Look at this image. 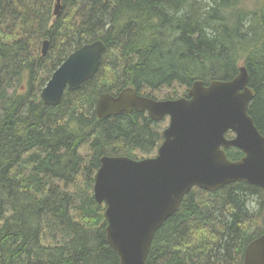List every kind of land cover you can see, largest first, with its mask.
<instances>
[{
  "label": "trees",
  "instance_id": "obj_1",
  "mask_svg": "<svg viewBox=\"0 0 264 264\" xmlns=\"http://www.w3.org/2000/svg\"><path fill=\"white\" fill-rule=\"evenodd\" d=\"M54 3L0 0V264H119L92 193L99 158L153 156L163 129L144 111L99 118V94L174 99L244 65L264 135V0H61L57 15ZM94 40L105 45L94 76L43 104L51 73ZM263 216L256 185L193 187L154 233L147 264H242Z\"/></svg>",
  "mask_w": 264,
  "mask_h": 264
},
{
  "label": "water",
  "instance_id": "obj_2",
  "mask_svg": "<svg viewBox=\"0 0 264 264\" xmlns=\"http://www.w3.org/2000/svg\"><path fill=\"white\" fill-rule=\"evenodd\" d=\"M60 7L61 0H55L53 15ZM104 47L101 40H94L70 52L42 87L43 104L57 105L65 91L77 90L92 78ZM47 48L45 39L42 54ZM248 79L247 68L240 65L231 79L208 83L196 79L186 96L174 99L140 95L131 87L117 95L99 94L95 106L99 118L135 110L146 112L153 121L169 119L155 155L99 158L92 193L104 205L106 241L119 264H147L154 233L193 187L214 191L245 181L264 190V135L248 112L255 97ZM229 147L243 155L229 159L225 152ZM242 264H264V229L245 247Z\"/></svg>",
  "mask_w": 264,
  "mask_h": 264
},
{
  "label": "rangeland",
  "instance_id": "obj_3",
  "mask_svg": "<svg viewBox=\"0 0 264 264\" xmlns=\"http://www.w3.org/2000/svg\"><path fill=\"white\" fill-rule=\"evenodd\" d=\"M164 92H166V89H163L162 91H161V94H163ZM168 121H169V119H168V117H166V118H164L163 120H161V121H159V122H161V124H160V128L161 129H163L167 124H168ZM229 134V135H228ZM228 136L229 137H231L232 136V133L231 132H228ZM155 153V152H154ZM254 206H256L255 204H254ZM256 208V207H255Z\"/></svg>",
  "mask_w": 264,
  "mask_h": 264
},
{
  "label": "bare ground",
  "instance_id": "obj_4",
  "mask_svg": "<svg viewBox=\"0 0 264 264\" xmlns=\"http://www.w3.org/2000/svg\"><path fill=\"white\" fill-rule=\"evenodd\" d=\"M50 62V61H49ZM42 70V69H41ZM40 74V73H39ZM18 89V88H17ZM115 116V115H114ZM6 209V208H5ZM58 240V239H57ZM63 241V240H62ZM63 243V242H62ZM59 246V245H58ZM53 247V246H52ZM114 252V251H113ZM189 262V261H188Z\"/></svg>",
  "mask_w": 264,
  "mask_h": 264
}]
</instances>
